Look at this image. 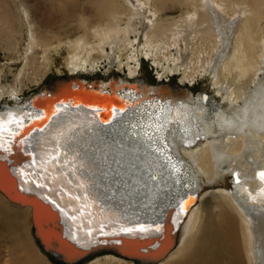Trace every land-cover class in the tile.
<instances>
[{
	"label": "bare ground",
	"instance_id": "1",
	"mask_svg": "<svg viewBox=\"0 0 264 264\" xmlns=\"http://www.w3.org/2000/svg\"><path fill=\"white\" fill-rule=\"evenodd\" d=\"M16 1L13 5H19L26 38L19 35L8 1L0 0V44L11 52L13 64L22 60L23 65L8 87L0 68V108L17 115L24 100L69 80L72 85L79 80L83 86L112 92L121 101L118 116L106 126L91 118L86 108L71 107L32 139L39 158V179L48 182V193L53 196L62 187L74 196L58 193V204L69 213L83 203V216L65 221L67 235L87 247L100 227L111 234L121 222L126 228L140 224L146 229L140 232L138 228L132 234L153 236L159 233L154 223L162 221L170 209L176 244L158 264H264V180L258 175L264 171V0ZM35 9L40 26L32 16ZM173 12L179 15L173 17ZM180 40L186 45L183 53ZM172 46L178 47L176 54H169L167 63L158 62L156 55ZM52 52L65 54L58 64L53 63ZM201 54L218 104L211 103L206 94L194 97L183 84L187 65ZM141 56L153 59L161 83L128 79L135 77ZM100 61L106 63V71L114 70V76L108 80L76 77ZM60 65L71 77L62 75L39 92L20 97L26 76L32 75L30 82L36 86L52 66L61 73ZM181 67L180 84L166 83ZM162 89L171 98L160 100L157 94ZM148 102L158 111L165 102L173 108L172 117L160 116L161 123L175 121L165 124L161 135L167 138L178 172L172 163L162 167L156 157L146 154V144L141 148L132 139L136 129L131 125L146 123L141 114L152 112ZM115 110L110 107L107 120ZM4 119L0 114V129L8 121ZM133 161L140 165L139 172L131 166ZM226 173L233 177L228 191L212 193L201 202L199 176L214 188ZM86 205L95 213L90 223L84 220L89 217ZM10 212L13 216L21 213L0 204V218L15 240ZM112 254L105 253L90 264H123L122 257ZM17 262L38 264L14 247L7 264Z\"/></svg>",
	"mask_w": 264,
	"mask_h": 264
},
{
	"label": "water",
	"instance_id": "2",
	"mask_svg": "<svg viewBox=\"0 0 264 264\" xmlns=\"http://www.w3.org/2000/svg\"><path fill=\"white\" fill-rule=\"evenodd\" d=\"M75 81L77 82L73 84L74 86L70 80L61 85H50L49 90L24 100L25 104L22 103L17 115L8 114L7 110L0 108V114L5 118L4 120L9 121V117L14 118L13 122L7 121L0 129V141L2 142L0 144V194L9 203L29 209L32 235L41 250L49 255L55 264H80L88 257L104 252L114 253L118 257L139 264L159 263L176 244V228L172 210L167 211L162 221L154 223L159 232L156 235L141 237L132 234L140 224H134L133 228H129L134 231L125 232L123 230L126 226H122L123 223L120 222L117 223L120 228L111 234H106L100 227L95 235V241L87 247H81L67 235L65 221L73 220V217L76 219V216H83V203L79 204L75 213H69L70 211L68 212L58 204L60 198L58 193L72 198L74 196L67 194L62 187H59L56 194L51 196L48 193V182H40L39 178L42 177H40L38 166L39 158L32 139L43 133L52 119L66 108L84 107L91 118L99 121L101 126H106L118 116L117 109H122L119 108L120 99L112 92L95 90L92 86H83L79 80ZM108 86L113 88L111 82ZM158 92L157 96L160 100L171 98L170 92L166 89ZM110 107L116 110L112 118L107 120ZM16 120L21 121L19 127H17ZM56 149L59 151L58 147ZM152 177L155 178L156 175L152 174ZM24 185L31 186V188L27 189ZM87 201L89 202L88 197ZM86 209L89 217L84 220L90 223L95 213L90 205H86ZM90 231L86 229L88 234Z\"/></svg>",
	"mask_w": 264,
	"mask_h": 264
},
{
	"label": "rangeland",
	"instance_id": "3",
	"mask_svg": "<svg viewBox=\"0 0 264 264\" xmlns=\"http://www.w3.org/2000/svg\"><path fill=\"white\" fill-rule=\"evenodd\" d=\"M8 3L10 4V8L13 9V13L14 15H16V19H15V25L16 28H18L19 30V35L24 37V40L26 38V34L25 31L23 30V26L20 23V13L17 11V8H19V5H13L14 3H16L17 1L15 0H7ZM19 1V0H18ZM22 1H26V0H22ZM30 4L32 3L31 1L29 2ZM152 8V7H151ZM40 10V9H39ZM153 10V8H152ZM146 14H152V11L150 12H146ZM173 17L178 16L179 13L178 12H173L172 13ZM32 16L35 20V22H38L39 26V11H37V9L32 10ZM18 19V20H17ZM181 44L180 45V50L181 53H183V51H185V43L183 42V40H180ZM188 44H187V48H188ZM176 49H178V47L175 48V46L170 47L168 50L170 51V53L168 52V50H165L163 52V55H156L157 61L161 62V63H167L166 59H170L171 57H169L171 55H175L176 53ZM189 49V48H188ZM11 52L6 51L3 46L0 44V68L3 69V84L6 85L8 87V85L11 83V81L13 80V74L16 73L19 68H21V66L23 65L22 60L21 61H17L14 64L10 61V57L11 56ZM65 54L59 53L58 55L54 54L52 52V54L50 55L54 60L53 63L58 64L59 61L61 60V58L64 56ZM204 54H201V56L196 55L195 58L191 59V63L187 65V72H186V77L187 79L183 81V84L188 87L191 91V94L196 97V96H200L201 94H206V96L208 98H210V102L213 104H218L220 101L217 100V98L214 96L213 92H212V86L210 84V82H208V80H210V75L207 74V71L205 70V65L202 63L203 61V57L202 56ZM202 57V59H201ZM190 59V57H188V60ZM202 60V61H201ZM10 61V62H9ZM153 59L151 57H140L139 59V65H138V70L137 73L135 75L134 78H128L130 79V81H134V82H144L147 84H155V83H161L160 79L157 77L158 76V72H156L157 68L154 63H153ZM195 62V63H194ZM201 63V65L199 64ZM195 64V65H194ZM204 65V66H203ZM59 68H61V73H57L56 72V68H54V66H52V68L47 72V75L44 79V81H42L40 84L38 85H34L32 84V82H30V80H33L32 75L30 76H26L25 80H24V88H23V92L20 95V97L22 99L27 98L30 95H33V93L39 92V90L42 87H46L49 84L54 83L57 79L61 78L62 75H65L66 77H71V76H67V72L65 70H63L62 66H58ZM106 63L100 61L99 63L95 64L94 68L90 71V72H84L81 74H76L78 78L80 77H87L89 79H93V80H108L111 75L114 76V74H112V72L114 70L111 71H106ZM159 69V68H158ZM183 71V67L179 68L178 72H174L172 74H170L168 76V79H166V83L168 84H180V79L183 75L182 73ZM31 73V72H30ZM190 73H193V75L191 76ZM75 77V78H76ZM181 84V85H183ZM34 85V86H33ZM2 98L6 99L7 95L2 94ZM10 103V102H9ZM203 144L204 142H199L198 144ZM198 144H196L192 149L197 148ZM181 155H183V153L181 152ZM184 156V155H183ZM232 174L230 173H226L220 180H219V185L214 187V188H210L209 185L206 183V180L203 176H199V186L201 188L200 192H199V199H201V202L205 201L212 193H218L219 191H228V186L231 185L232 183ZM206 183V184H205ZM0 204L6 206L7 208H9L11 211H19L23 214H19L17 216H13V214L7 213L8 216H10L11 220L13 221L14 225H15V234L17 235V239H13L12 236L6 231V225H4V221L1 220L0 218V264H7L8 260L11 258V251L14 247H17L18 250H20V252H22L23 250L26 252V254H28V258L35 261L38 264H55L53 259L49 256L46 255L41 248L39 247L38 243L35 241V238L32 235V229H31V222H30V216H29V212L25 211V208H21V207H17L11 203H9L1 194H0ZM103 255H105V253H100V254H96L93 256L88 257L87 259L83 260L80 264H90V261H94L97 258H102ZM109 255V254H106ZM111 255H113L111 253ZM96 256V257H95ZM114 256V255H113ZM123 264H128L131 263V260H127L125 258H121ZM134 262V261H133ZM160 263V262H159ZM13 264H20L19 262L17 263H13ZM102 264H116L115 262H105ZM134 264H137L134 262ZM158 264V263H156Z\"/></svg>",
	"mask_w": 264,
	"mask_h": 264
},
{
	"label": "snow or ice",
	"instance_id": "4",
	"mask_svg": "<svg viewBox=\"0 0 264 264\" xmlns=\"http://www.w3.org/2000/svg\"><path fill=\"white\" fill-rule=\"evenodd\" d=\"M141 116L142 118H146V123L140 124L138 122L137 124L131 125L133 129H136L132 139H134L135 142L141 148H145V144H146V148H145L146 154L156 157L157 161L161 164V166L164 168H167V166L171 163L170 146L167 142V138L163 137L161 134L165 130V127H164L165 124H170L175 121L165 119L164 123H161L160 115L154 112H148L147 110L143 112ZM13 119L14 118L9 117L8 122L9 123L13 122ZM16 123H17V127H19L21 121L16 120ZM165 152H168V155L166 157L164 156ZM139 158L141 160L145 159L144 156H141ZM52 159H57V156H53ZM114 162L120 163L116 161ZM131 166L135 167L138 172L141 170L140 165L136 164L134 161L131 162ZM121 167H122V164H121ZM171 167L174 170L176 168V165L172 164ZM116 175L119 176L120 173L117 172ZM133 175H135V173H133ZM258 175L261 180H264V171H261ZM74 199L78 201L80 197H75ZM85 199H87V197H85ZM181 211H183V205H181ZM73 219L75 218L73 217ZM145 230L146 229L143 226H140L138 229V231L140 232H143ZM123 231L132 232L134 231V229L126 228ZM89 235H91V233H89Z\"/></svg>",
	"mask_w": 264,
	"mask_h": 264
}]
</instances>
